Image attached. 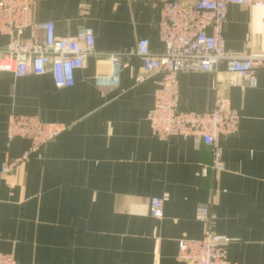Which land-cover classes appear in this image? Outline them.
I'll return each instance as SVG.
<instances>
[{
    "label": "crops",
    "instance_id": "1",
    "mask_svg": "<svg viewBox=\"0 0 264 264\" xmlns=\"http://www.w3.org/2000/svg\"><path fill=\"white\" fill-rule=\"evenodd\" d=\"M168 1L197 0L33 4L30 22H53L60 36L92 28L96 55L64 89L51 74H0V169L29 146L21 138L9 141L11 114L67 126L0 179V252L19 264H181L180 241L208 231L232 240L227 264H264V70L255 89L229 87L223 64L214 74L178 75L181 111L207 112L221 98L241 117L238 133L221 141L223 171L211 169V151L193 139L153 135L146 116L161 75L136 84L143 74L139 57L124 58L112 77L104 76V54L143 38L153 52L163 51L157 24ZM223 38L232 55L248 48L264 53V7L230 6ZM8 42L0 35V49ZM154 197L164 201L162 219L151 216ZM202 204L210 206V223L197 221Z\"/></svg>",
    "mask_w": 264,
    "mask_h": 264
},
{
    "label": "built area",
    "instance_id": "2",
    "mask_svg": "<svg viewBox=\"0 0 264 264\" xmlns=\"http://www.w3.org/2000/svg\"><path fill=\"white\" fill-rule=\"evenodd\" d=\"M35 2L0 0V35L9 38L7 46L0 49V74L11 73L16 78L51 74L58 89L72 87L76 83V72L84 70L88 60L96 55L94 30L84 28L73 37H64L56 33L53 22L32 24L30 14ZM230 6L250 11L264 7V0H197L190 4L168 1L158 14L163 51L153 52L149 39L143 38L121 52L104 54L101 62L108 71L104 76L112 77L124 58L139 57L143 74L136 84L161 75L154 105L146 116L153 135L159 140L180 136L204 145L211 151L214 171L224 170L221 141L238 133L241 117L228 100L221 98H217L207 112L181 111L178 75L214 74L223 64L230 76L229 87H258L257 72L264 70V53H252L248 48L242 55L235 56L225 49L223 28ZM247 40L250 45V37ZM66 130L67 126L45 123L37 115L11 114L7 126L9 141L21 138L28 141L29 146L20 156L5 159L0 179L29 162ZM150 213L154 219L163 218L161 198L150 200ZM196 218L200 223H210V206L200 205ZM231 242L226 236L208 231L199 240L180 241L177 260L181 264H227L226 249ZM0 264L19 263L14 255L0 252Z\"/></svg>",
    "mask_w": 264,
    "mask_h": 264
}]
</instances>
